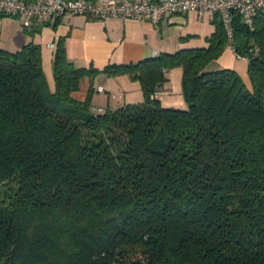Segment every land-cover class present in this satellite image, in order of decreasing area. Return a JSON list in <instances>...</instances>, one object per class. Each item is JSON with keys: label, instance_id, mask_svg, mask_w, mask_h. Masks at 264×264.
<instances>
[{"label": "trees", "instance_id": "16d2710c", "mask_svg": "<svg viewBox=\"0 0 264 264\" xmlns=\"http://www.w3.org/2000/svg\"><path fill=\"white\" fill-rule=\"evenodd\" d=\"M215 27L207 48L107 68L143 101L106 109L92 87L73 98L96 72L63 41L53 90L39 46L0 48V264H264V12L252 30L233 18L251 92L205 71L226 48ZM177 67L184 110L153 97Z\"/></svg>", "mask_w": 264, "mask_h": 264}, {"label": "crops", "instance_id": "0c3cea01", "mask_svg": "<svg viewBox=\"0 0 264 264\" xmlns=\"http://www.w3.org/2000/svg\"><path fill=\"white\" fill-rule=\"evenodd\" d=\"M216 19L188 12L173 15L153 25L138 20L109 19L101 22L66 14L34 25L31 30L35 33L29 36L26 31L29 29H24L19 19L0 15V48L16 53L28 43L39 46L43 72L53 90L52 63L56 46L59 41H63L66 57L71 63L96 72L84 78L80 90L72 94L76 100L83 101L90 87L93 88V94L106 92L105 87L112 76L106 71L107 68L135 64L161 54L171 55L182 50L207 48L208 40L216 30ZM50 44L54 48H50ZM223 70L236 73L247 90L252 91L247 59L239 57L227 47L219 58L205 68L206 72ZM166 77L167 82L160 88L158 97L160 105L164 108L186 109L181 91L182 69L167 71ZM97 88H101L102 92H98ZM120 105H123V101L116 96L111 97L108 92L99 104L93 103L92 96V107L96 109L116 108Z\"/></svg>", "mask_w": 264, "mask_h": 264}, {"label": "built area", "instance_id": "2783aa9c", "mask_svg": "<svg viewBox=\"0 0 264 264\" xmlns=\"http://www.w3.org/2000/svg\"><path fill=\"white\" fill-rule=\"evenodd\" d=\"M188 12L218 18L226 35V47L234 51L233 18L238 16L252 30L257 14L264 12V0H0V15L19 19L22 27L29 30L66 14L101 22L120 19L157 25L173 15ZM49 47L54 48V45ZM97 91L102 92V89L97 88ZM158 96V93L153 95L156 99Z\"/></svg>", "mask_w": 264, "mask_h": 264}, {"label": "rangeland", "instance_id": "374dc122", "mask_svg": "<svg viewBox=\"0 0 264 264\" xmlns=\"http://www.w3.org/2000/svg\"><path fill=\"white\" fill-rule=\"evenodd\" d=\"M181 69V68H174ZM173 70V69H171ZM105 79V78H104ZM116 84V86H115ZM163 88V87H162ZM169 89L170 87H164ZM178 88V87H176ZM104 94L94 92L93 103L99 104L108 92L111 97L116 96L123 104H138L143 101V93L138 82L134 81L128 74H117L110 77Z\"/></svg>", "mask_w": 264, "mask_h": 264}]
</instances>
